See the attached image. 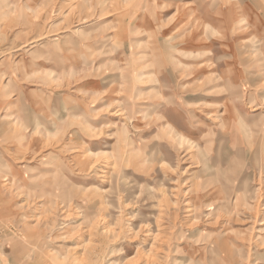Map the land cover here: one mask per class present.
<instances>
[{"label": "rangeland", "instance_id": "374dc122", "mask_svg": "<svg viewBox=\"0 0 264 264\" xmlns=\"http://www.w3.org/2000/svg\"><path fill=\"white\" fill-rule=\"evenodd\" d=\"M0 264H264V0H0Z\"/></svg>", "mask_w": 264, "mask_h": 264}, {"label": "bare ground", "instance_id": "6f19581e", "mask_svg": "<svg viewBox=\"0 0 264 264\" xmlns=\"http://www.w3.org/2000/svg\"><path fill=\"white\" fill-rule=\"evenodd\" d=\"M21 11V10H20ZM21 17V16H20ZM124 111H126L127 112V110H126V107H121V108H119L117 111H115V112H117V113H124ZM130 115V114H129ZM128 115V116H129ZM146 117V116H145ZM16 138V137H15ZM40 146V145H39ZM30 150V149H29ZM31 161V160H30ZM12 176H14V175H12ZM12 176H6V174H4V175H2V177H3V180L4 181H9V183H11L12 181H13V179L11 178ZM53 180V179H52ZM46 182V181H45ZM52 182V181H51ZM7 184V183H6ZM51 185H53V184H51ZM43 188V187H42Z\"/></svg>", "mask_w": 264, "mask_h": 264}, {"label": "crops", "instance_id": "0c3cea01", "mask_svg": "<svg viewBox=\"0 0 264 264\" xmlns=\"http://www.w3.org/2000/svg\"><path fill=\"white\" fill-rule=\"evenodd\" d=\"M238 20L241 21V20H244V18H242V19H238ZM36 117H37V116L33 114V115H32V120L35 121L34 119H36ZM33 118H34V119H33ZM38 119H39V121H40V118H38Z\"/></svg>", "mask_w": 264, "mask_h": 264}]
</instances>
